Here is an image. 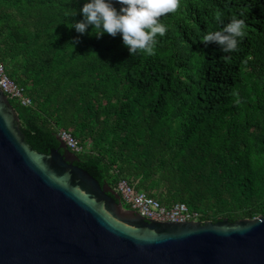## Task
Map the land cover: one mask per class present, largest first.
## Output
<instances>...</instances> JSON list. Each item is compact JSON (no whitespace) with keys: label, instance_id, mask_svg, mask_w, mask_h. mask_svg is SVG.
<instances>
[{"label":"trees","instance_id":"obj_1","mask_svg":"<svg viewBox=\"0 0 264 264\" xmlns=\"http://www.w3.org/2000/svg\"><path fill=\"white\" fill-rule=\"evenodd\" d=\"M83 3L0 0V61L31 98L9 99L26 143L62 150L63 129L102 185L126 179L202 222L264 216V0H181L151 56L69 27ZM233 17L237 50L202 43Z\"/></svg>","mask_w":264,"mask_h":264},{"label":"water","instance_id":"obj_2","mask_svg":"<svg viewBox=\"0 0 264 264\" xmlns=\"http://www.w3.org/2000/svg\"><path fill=\"white\" fill-rule=\"evenodd\" d=\"M0 89V264H264V216L163 222L59 148L36 152Z\"/></svg>","mask_w":264,"mask_h":264},{"label":"clouds","instance_id":"obj_3","mask_svg":"<svg viewBox=\"0 0 264 264\" xmlns=\"http://www.w3.org/2000/svg\"><path fill=\"white\" fill-rule=\"evenodd\" d=\"M180 4L181 0H84L79 9L83 18L72 20L68 26L97 38L105 33L113 37L119 34L130 55L141 52L151 56L155 54L157 37H164L168 31L160 18L175 13ZM75 15L76 10L70 17ZM245 35V21L233 17L222 30L205 34L202 43L206 46L214 43L222 51L232 52Z\"/></svg>","mask_w":264,"mask_h":264},{"label":"built area","instance_id":"obj_4","mask_svg":"<svg viewBox=\"0 0 264 264\" xmlns=\"http://www.w3.org/2000/svg\"><path fill=\"white\" fill-rule=\"evenodd\" d=\"M0 89L8 99H16L23 105H30L31 98L25 93L24 88L12 80L0 61ZM57 136L74 153L84 149V146L66 130H59ZM114 190L120 197L122 204H126L146 219H152L163 222H183L200 221L202 216L199 211L190 210L183 202H174L170 205H164L159 199L151 196L144 190L136 189L134 184L126 179H119Z\"/></svg>","mask_w":264,"mask_h":264},{"label":"rangeland","instance_id":"obj_5","mask_svg":"<svg viewBox=\"0 0 264 264\" xmlns=\"http://www.w3.org/2000/svg\"><path fill=\"white\" fill-rule=\"evenodd\" d=\"M89 143H90V141H86V145H87V146L89 145ZM123 205H124V207H126L127 209H130L128 205H126V204H123Z\"/></svg>","mask_w":264,"mask_h":264}]
</instances>
